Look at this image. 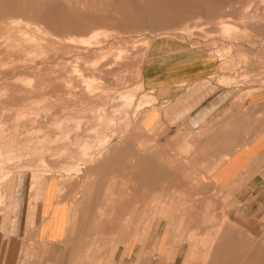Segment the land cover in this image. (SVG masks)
<instances>
[{
    "label": "rangeland",
    "instance_id": "rangeland-1",
    "mask_svg": "<svg viewBox=\"0 0 264 264\" xmlns=\"http://www.w3.org/2000/svg\"><path fill=\"white\" fill-rule=\"evenodd\" d=\"M0 24V264H42L41 212L60 210L55 264H264L252 175L200 186L234 150L172 142L188 130L162 123L160 90L208 74L252 100L256 135L264 0H0ZM232 118L212 137H238Z\"/></svg>",
    "mask_w": 264,
    "mask_h": 264
},
{
    "label": "crops",
    "instance_id": "crops-1",
    "mask_svg": "<svg viewBox=\"0 0 264 264\" xmlns=\"http://www.w3.org/2000/svg\"><path fill=\"white\" fill-rule=\"evenodd\" d=\"M209 77L208 74L194 77L184 73L181 78L179 77L173 82L161 86V97H164L165 94L167 98L166 104L161 108V121L166 127L177 126L188 130L185 132V136L179 137L175 136V132H173L170 137L172 142L173 140L203 141L214 139L213 142L216 148L210 155H214L215 158L218 156L225 157L234 150L230 154L229 158L231 160H229L227 166L225 167V161L215 170L211 184L200 186L220 187L222 185L226 187L227 183L234 181L233 179L238 174L245 171V174L238 180L244 181L246 177L252 175L249 184L244 186L250 188L252 195H254L253 204L256 218L264 219V119L261 125L256 127V135H253L249 130L244 134L243 128H249L247 121L252 116L249 111L252 100L250 101L247 98L237 109L233 105V94L230 88L216 86L215 83L208 81ZM261 108L264 110V104ZM238 114L242 126L238 137L233 138L231 135L226 136L224 134L212 137L211 132H217L216 130H220L223 124L228 123L229 128H232V125L236 123L232 115ZM198 154L209 153L205 151L194 153V155ZM236 163H239L238 167L228 171ZM230 172H232L230 177L216 178L219 174H223L220 176H226L224 174H230ZM252 173H254V176ZM116 201L119 203V199ZM66 214L67 217H65ZM41 217L44 220L36 229V235L40 243L48 245L49 250H47L46 256L44 251H40L38 257L42 264H55V255L52 252L56 251L58 243L68 245L66 236L71 234L69 232H72L69 231L68 224L71 215H69V212L60 210L54 212L51 217L46 215L47 218H44L45 216L43 217L41 212ZM65 219L68 221L66 222ZM262 228L264 229V226ZM261 234H264V232Z\"/></svg>",
    "mask_w": 264,
    "mask_h": 264
},
{
    "label": "bare ground",
    "instance_id": "bare-ground-1",
    "mask_svg": "<svg viewBox=\"0 0 264 264\" xmlns=\"http://www.w3.org/2000/svg\"><path fill=\"white\" fill-rule=\"evenodd\" d=\"M13 10V9H12ZM4 22V21H3ZM3 22H2V24H3ZM6 23V22H5ZM13 23V22H12ZM24 23V22H23ZM36 23V22H35ZM1 25V24H0ZM6 25V24H5ZM19 25V24H18ZM34 25V24H33ZM4 26V25H3ZM9 25H7V26H5V28H7ZM11 27H12V25H10ZM29 26V25H28ZM15 27V26H14ZM33 27V26H32ZM1 28V27H0ZM27 28V27H26ZM28 29V28H27ZM5 31H7L6 29H4ZM3 30V31H4ZM9 31V30H8ZM19 31V30H18ZM34 31V30H33ZM15 32V31H14ZM13 33V32H12ZM7 34H9L10 35V32L9 33H7ZM14 34V33H13ZM18 34V33H17ZM24 34V33H23ZM9 35H7V36H9ZM12 35V34H11ZM21 35V34H20ZM19 35V36H20ZM26 35V34H25ZM16 36V35H15ZM16 37H18V35L16 36ZM23 37V36H22ZM1 38V37H0ZM3 38V37H2ZM20 38V37H19ZM26 38V37H25ZM29 38V37H28ZM72 39V38H71ZM6 40V39H5ZM9 40V39H8ZM7 41V40H6ZM10 41V40H9ZM24 41V40H23ZM5 42V41H4ZM20 42V41H19ZM73 42V41H72ZM76 42V41H75ZM10 43V42H9ZM15 43V42H14ZM77 43V42H76ZM5 44V43H4ZM17 44H19V43H17ZM22 46V45H21ZM16 48V47H15ZM13 49H14V46H13ZM18 49V48H17ZM11 50V49H10ZM34 50V49H33ZM12 51V50H11ZM20 51V50H19ZM28 52V51H27ZM29 53V52H28ZM82 77V76H81ZM87 82V81H86ZM89 83V82H88ZM86 87H88V86H86ZM138 137V136H137ZM112 152V151H111Z\"/></svg>",
    "mask_w": 264,
    "mask_h": 264
}]
</instances>
